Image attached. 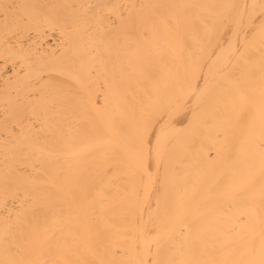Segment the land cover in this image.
<instances>
[{"label": "bare ground", "instance_id": "bare-ground-1", "mask_svg": "<svg viewBox=\"0 0 264 264\" xmlns=\"http://www.w3.org/2000/svg\"><path fill=\"white\" fill-rule=\"evenodd\" d=\"M5 4L17 7L7 27L0 15V264H261L264 0H0V14ZM181 36L194 37L189 46L226 38L221 53L201 48L192 63L186 58L193 100L186 94L203 111L223 101L222 123L236 130L231 164L240 174L207 192L201 180H193L199 188L177 182L185 177L170 171L172 156L164 160L169 178L161 166L166 185L151 193L148 179L151 185L138 191L133 127L144 103H156L184 79L177 71L184 67L160 54ZM199 121L203 135L192 121L189 133L183 129L200 135H190L199 144L189 148L202 161L213 146L202 139L210 138L207 119L205 127ZM165 127L157 128L154 153Z\"/></svg>", "mask_w": 264, "mask_h": 264}, {"label": "rangeland", "instance_id": "rangeland-1", "mask_svg": "<svg viewBox=\"0 0 264 264\" xmlns=\"http://www.w3.org/2000/svg\"><path fill=\"white\" fill-rule=\"evenodd\" d=\"M166 38H168V37H166ZM184 38H186L187 40H189V39H191V38H194V37H184ZM199 39L201 38H203V37H198ZM239 38V37H238ZM169 39V38H168ZM170 39H173L172 37H170ZM174 39H175V42L178 40V43H174V41L173 42H171V44L170 43H167L168 45H167V47H169V49L168 48H164L165 50H162L161 51V49L160 50H158V52L159 51H161V56L162 57H164V54H165V57H169L170 58V60H171V58H175V64L178 62L180 65H181V67H179V68H182V67H184V69L182 68L181 70H183V71H181V70H177L178 71V73H180V77H181V75H183V77H181V78H184V79H178V82L176 81V85H175V87L172 89V91L171 90H169V92H168V94H167V96H165L164 98L162 97V98H159V99H157V101H155L156 103H151V102H149L150 104H148L145 100H140L141 101V103H140V106H141V104H142V101H145L146 103H144V106H145V108H147L146 110L144 109V107H142L141 106V108L142 109H144L143 110V113H141V111L140 112H138L140 115L141 114H143L142 116L143 117H140V115H139V117H140V119H137L136 118V116H135V118L137 119V121H136V123H135V126L136 127H133L134 128V131L133 132H135L133 135H134V137L132 136V138H135L136 140H135V142H134V140H133V142H134V144H137L138 146H140L139 148L140 149H138L137 148V151H136V149L134 148V155L136 156V158L139 160V161H136L137 159L135 158V162H137L138 163V165H137V163H134L135 165H136V167L137 168H139V174H138V172L136 173V175H139V176H137L136 177V179H139L140 178V182H141V186L138 184V186L140 187H138V191L140 190H143L142 188H144V186L146 185H148L149 184V180L148 179H151L150 181H151V183L153 184L152 186H151V188L152 189H150V191L149 192H151V193H154L153 191H156L155 189L157 188V189H159L160 187H161V181H162V178H164L163 176H162V178H161V180H160V176L161 175H163V174H165L164 176H167L168 178H169V176H170V174H166L165 172L166 171H169V169H167L168 167H166V165H167V162L166 161H164V160H166V159H171V161H172V159L174 160V162L176 161V163H174L173 162V164H176L175 166L177 167V166H181V168H176V167H174V168H172V170L170 169V171H173V174L175 173V172H177V170L179 171V169L182 171V172H184L183 173V175L182 176H180L181 175V173H180V175L179 174H177V176H178V178H179V176L180 177H185V179H184V181H182V180H179L178 178H176V174L175 175H173L172 174V176L173 177H175L176 179H178V183L180 182L181 184H183V183H185V184H187V182H188V185H195L194 187H196L197 185V183H199V182H197V180H201L200 181V184H198V185H200V188H203V189H206L207 190V192H208V189L207 188H213V187H221V186H219V185H221L222 184V186H223V184H225L226 182L224 181V179H226V177H228V175H229V177L231 178L232 176H233V178L234 177H236L237 176V174L236 173H238V174H240L239 172H236L235 173V170H234V165H232V164H234V162L233 161H235V160H233L234 158H233V154L234 153H232L233 152V150H232V152H231V150H229V148H230V146L232 145V144H234L233 143V141L232 140H234V133H233V129H232V131H230L231 130V128L229 127V125L226 127L225 126V122L227 121V118H226V115H225V113H223V112H225V110H222V109H224V105H221V102H223V101H216V102H220V104L219 105H216L215 104V107H214V112L211 110L212 109V106L214 105V104H212V106H211V109H209V110H211V111H208V109L206 108L208 105H206V107H205V109H207V111L205 110V111H203L204 110V108H202V109H199L196 105V107L193 105V106H191L193 103H192V101H190V100H193L192 98H191V95L192 94H190V88L187 90L188 92H189V94H188V96H190V100L188 99V96H187V94L186 93H188L187 91H186V87L188 88L189 87V80L187 79L186 81H188V83L185 81V77H186V75H188V76H190V74H189V70H190V72H191V69L189 68V66H186L185 64L187 63V61H188V63H192V61H193V57L196 55H198V52H200V50H201V48H203V49H205V48H207L208 49V51H209V54L210 53H212L211 55H216L217 53H221V51L223 50V49H221V48H219V46H221V47H223V45L225 44L226 45V40H225V42H223L224 44H222L221 42H222V39H223V41H224V39H226V38H221L220 37V44H218V42H216V44L215 43H213V44H211V42H201V44H199V46L198 45H196L197 43H190V46L188 45L189 44V41H187L188 43L187 44H185V42H186V39L184 40L183 39V37L181 36V37H174ZM203 39H205V38H203ZM206 39H208V38H206ZM179 40H181L180 42H179ZM183 40H184V42H183ZM173 43H174V46H173ZM209 43V44H208ZM171 45V47H170V45ZM176 44V45H175ZM184 44V45H183ZM207 44V45H206ZM237 44H239V46H237V48L239 49L240 48V46H241V43H237ZM162 45V44H161ZM165 45V44H164ZM187 45H188V47H187ZM194 45V46H193ZM219 45V46H218ZM149 47V46H148ZM162 47H166V45L165 46H163L162 45ZM172 47H174V49L173 50H175L176 48H178L177 50L178 51H174L175 52V54H174V52L171 50L172 49ZM176 47V48H175ZM180 47V48H179ZM195 49H194V48ZM210 47V48H209ZM216 47V48H215ZM219 49H218V48ZM185 48V49H184ZM163 49V48H162ZM187 49V50H186ZM220 49H221V51H220ZM150 50V51H149ZM195 50H196V52H195ZM206 50V49H205ZM148 51L149 52H151V53H153V55L155 56H157L158 54H157V52L155 53V51L154 50H152L151 49V47H149L148 48ZM153 51V52H152ZM207 51V50H206ZM207 51V52H208ZM178 52V53H177ZM163 53V54H162ZM196 53V54H195ZM216 53V54H215ZM160 54H159V56H160ZM168 54V55H167ZM180 54V55H179ZM174 55L176 56V57H174ZM192 55H193V57H192ZM210 55V56H211ZM157 57L158 59L160 58V57ZM186 56V57H185ZM196 56L194 57V58H196ZM169 58H166V59H169ZM186 58H188V60L186 59ZM178 59V60H177ZM170 60H168L167 62H170ZM181 60V61H180ZM183 60V61H182ZM185 60H186V62H185ZM174 61V59L172 60V62ZM185 62V63H184ZM178 63H177V65H178ZM179 65V66H180ZM183 65V66H182ZM177 67V66H176ZM187 68H188V70H187ZM180 71V72H179ZM184 71H186V72H184ZM188 72V74H186L185 75V73H187ZM204 73V71L202 72V74ZM185 75V76H184ZM179 77V76H178ZM188 78V77H187ZM198 84H200L201 85V82H197ZM183 84H184V86H183ZM197 85V84H196ZM201 87V86H200ZM175 88H176V91H175ZM198 88H199V86H198ZM197 88V89H198ZM184 89V90H183ZM174 90V91H173ZM174 92V93H173ZM220 92V91H219ZM217 93H218V90H217ZM178 94V95H177ZM220 93H218V95H219ZM175 95V96H174ZM187 96V98H186V96ZM219 96H221V94L219 95ZM172 97H174V98H172ZM140 98H144L143 96L142 97H140ZM146 98V97H145ZM149 98L151 99L152 97L151 96H149ZM184 98H186V100L184 99ZM150 99H148V97H147V100H150ZM168 99V100H167ZM169 99H171V100H173V102L172 101H170ZM176 99V100H175ZM185 101H184V100ZM188 99V100H187ZM183 101V102H181V101ZM221 100V99H220ZM159 101V102H158ZM176 101V102H175ZM178 102V103H177ZM181 102V105L179 104ZM215 102V103H216ZM168 103V104H167ZM170 103H172V104H170ZM192 103V104H191ZM152 104V105H151ZM154 104H155V106H154ZM162 104V105H161ZM170 105V106H169ZM188 105H190V106H188ZM211 105V104H210ZM209 105V106H210ZM220 105H221V107L223 106V108L222 109H220L219 107H220ZM159 106H160V108H159ZM169 106V107H168ZM209 106H208V108H209ZM218 106V107H217ZM162 107L163 108H166V110H163L162 109ZM176 107V108H175ZM194 107H195V109H197L198 111L199 110H202V111H200V112H198V111H196L195 109H194ZM169 108V109H168ZM218 108V109H217ZM141 109V110H142ZM162 109V110H161ZM168 109V110H167ZM160 110V111H159ZM220 110H222V112L220 111ZM149 112L151 113V116H149ZM164 112V113H163ZM148 114V116L149 117H151V118H149L148 116V118L149 119H151V121H149L148 120V118H146V116H145V114ZM207 113H208V115H207ZM136 114V113H135ZM146 114V115H147ZM164 114V116H162ZM204 114H206V115H204ZM222 114V115H221ZM160 115V116H159ZM195 115V116H194ZM197 115V116H196ZM200 115V116H199ZM134 116V115H133ZM138 116V115H137ZM169 118H168V117ZM204 118V120L206 121V119H207V124H206V122H205V124H206V127H207V129H206V133L207 134H209V136H210V138H207V135L205 136L204 135V137L202 136V139H203V141H204V138L205 139H208V142H210V144L208 143V142H206V140L204 141V143L206 144L207 143V145L209 144V146H210V148H212V146H213V150L211 151V152H209L210 151V149H209V151H208V157L206 156V157H203L202 159H204L205 158V160H202L201 161V158H199L198 156V158L196 159L195 158V160H194V154H193V152L195 153L196 151H192V150H194V148L193 149H191L192 147H193V145L195 144L196 146L199 144V141H197L198 142V144H197V142L196 143H193L192 142V138H191V136H195L194 134H196L197 135V133H193V135L192 134H187V133H189V128H190V126H188L189 124L187 123V121L190 123V121H192V124H190L192 127H193V129H195V130H201V132H202V129L201 128H198L197 129V127H199L200 126V123L198 124L199 126H197L196 127V125H197V122L199 121V120H201L202 121V123H201V125L203 126L204 125V122H203V118ZM225 118H224V117ZM138 117V118H139ZM182 117H184V118H182ZM199 117V118H198ZM154 118V119H153ZM166 118V119H165ZM182 118V119H181ZM191 118V119H190ZM134 119V118H133ZM165 119V120H164ZM199 119V120H198ZM138 120H139V122H140V124L138 125V126H140V128L136 125L137 124V122H138ZM146 120V121H145ZM190 120V121H189ZM196 120H198V121H196ZM209 120V121H208ZM213 120V122H210V121H212ZM225 120V122L224 123H222L223 121ZM145 121V122H144ZM147 121H149L148 122V124H146V122ZM165 121V122H164ZM182 121V122H181ZM195 121H196V123H195ZM164 122V123H163ZM173 122V123H172ZM194 122V123H193ZM200 122V121H199ZM221 122V123H220ZM150 123H152V124H150ZM159 123V124H158ZM169 123H172L174 126H175V129H176V131L175 130H172L171 128H170V126L171 125H169ZM161 124H163V125H161ZM189 127L188 129H187V127H186V125ZM224 124V125H223ZM227 124V123H226ZM145 125H147V129L145 128ZM148 125H151V126H148ZM167 125V128L165 127ZM176 125H178V127L176 126ZM185 125V126H184ZM160 126H162V128H163V126L166 128H164L163 130H165V131H163L162 132V134H161V138H162V143H161V145L163 144V147L159 144V146H158V150L157 151H155V153L152 151V149H151V144H152V141H153V139H154V136H156V134H157V132L156 131H158V127H160ZM182 126V127H181ZM183 126L184 127H186V129H187V133H186V129H183ZM195 126V127H194ZM142 127V128H141ZM192 127H191V130H193L192 129ZM201 127V126H200ZM204 127H205V125H204ZM204 127H203V129H204ZM161 128V129H162ZM178 128H182L183 130H185V131H182L181 130V132H179L180 131V129H178ZM228 128V129H227ZM230 128V129H229ZM144 129H146V130H144L145 131V133L147 132V134H145L144 133V131L143 130ZM225 129H226V131H225ZM136 130V131H135ZM179 130V131H178ZM194 130V131H195ZM199 130V131H200ZM209 130V131H208ZM214 130V131H213ZM227 130H229V131H227ZM242 130V129H241ZM138 131V132H137ZM140 131V132H139ZM179 132V134L177 133L176 134V132ZM199 131H197V132H199ZM204 132H205V130H203ZM211 131V132H210ZM236 131V130H235ZM234 131V132H235ZM132 132V133H133ZM137 132V133H136ZM156 132V133H155ZM164 132H165V134H164ZM184 132V133H183ZM193 132V131H192ZM213 132V133H212ZM227 132H229L228 133V135L226 134ZM238 132L239 131H237L235 134H237L239 137H240V135L238 134ZM139 133H140V136H139ZM167 133V134H166ZM175 135H174V134ZM191 133V132H190ZM223 133V134H222ZM225 133V134H224ZM240 133H242L241 131H240ZM145 134V135H144ZM180 134H182V135H180ZM202 135L204 134L203 132L201 133ZM143 135H144V137H146L147 138V140H146V138L144 139L143 138ZM163 135V136H162ZM177 135V136H176ZM180 137H179V136ZM187 137H186V136ZM191 135V136H190ZM220 135H221V137H220ZM225 135V136H224ZM227 135V136H226ZM231 135V136H230ZM142 136V137H141ZM200 136V135H199ZM199 136L197 135V139H195L196 137H193V141L194 140H198V138H199ZM149 137V138H148ZM184 137V138H183ZM218 137V138H217ZM230 137V138H229ZM188 138H189V140H188ZM212 139V140H211ZM220 139H221V141H220ZM236 139V138H235ZM149 140H151V142L149 143L148 142V144L146 143V145H145V141H149ZM166 140V141H165ZM210 140V141H209ZM226 140H228V142L226 141ZM165 141V142H164ZM189 141V142H188ZM225 141L227 142L226 143V145H224L225 147H223V145H221L222 143L224 144L225 143ZM187 142H188V144H187ZM232 142V143H231ZM176 145H175V144ZM221 143V144H220ZM144 144V145H143ZM190 144H192L191 146H190ZM203 144V143H202ZM201 144V145H202ZM194 145V147H195V150H196V146ZM207 145H206V149L205 150H208V147H207ZM137 146V147H138ZM146 146H148V148L146 147ZM150 146V147H149ZM160 146L162 147V150H161V148H160ZM203 146H204V144H203ZM142 147H144V149H142ZM189 147H191V148H189ZM224 149L225 148V150H221L222 148ZM146 148V149H145ZM176 148H177V150H176ZM205 148V147H204ZM171 149H173L172 151H171ZM179 149V150H178ZM183 149V150H182ZM229 150V151H228ZM140 151V152H139ZM186 151H187V153H186ZM191 151V152H190ZM172 152V153H171ZM185 152V153H184ZM160 153V154H159ZM189 153H190V155H189ZM214 156V155H216V156H212L211 154ZM215 153V154H214ZM157 154V155H156ZM180 154V155H179ZM185 154H187L185 157L183 156V155H185ZM196 154V153H195ZM221 154H223V155H221ZM146 155V156H145ZM173 156V158H169V157H172ZM179 156V157H178ZM196 156V155H195ZM230 156H232V157H230ZM145 157H146V159H145ZM159 157V158H158ZM210 157V158H209ZM213 157V158H212ZM178 158V159H177ZM182 158H186L185 160H183L182 161ZM188 158V159H187ZM191 158V159H190ZM227 158V159H226ZM145 159V160H144ZM181 159V160H180ZM168 160V161H169ZM221 160V162H220V164L218 165V163H219V161ZM228 160H229V162H228ZM144 163H143V162ZM182 161V162H181ZM192 161H193V163L194 164H192ZM199 161V162H198ZM213 161V162H212ZM141 162H142V164H141ZM165 162H166V164H165ZM197 162V163H196ZM158 163V164H157ZM172 163V162H171ZM213 163V164H212ZM232 163V164H231ZM142 165L141 167H139L140 165ZM144 164H146V166L144 165ZM163 164V165H162ZM186 164V165H185ZM201 164V165H200ZM215 164V165H214ZM145 167H144V166ZM169 165V164H168ZM171 165V164H170ZM161 166H162V170H161ZM188 166V167H187ZM202 166V167H201ZM209 166V167H208ZM229 166V167H228ZM143 167V168H142ZM158 167V168H157ZM160 167V168H159ZM170 167V166H169ZM173 167V166H172ZM192 167V168H191ZM216 167V168H215ZM190 168V169H189ZM232 168V169H231ZM174 169V170H173ZM192 169V170H191ZM238 169H239V166H238ZM149 170H150V172H149ZM214 170V171H213ZM143 171V172H142ZM145 171V172H144ZM161 171H162V173H161ZM180 171V172H181ZM186 171V172H185ZM188 171V172H187ZM194 171V172H193ZM146 172H149V174H147ZM193 172V173H192ZM231 172V173H230ZM141 173V174H140ZM157 173V174H156ZM226 173V174H225ZM230 173V174H229ZM145 174H147L146 176H145ZM225 174V175H224ZM135 175V174H134ZM133 175V176H134ZM207 175V176H206ZM120 176H124V175H120ZM151 178H150V177ZM171 176V178H173ZM125 177V176H124ZM123 177V178H124ZM189 177V178H188ZM195 177V178H194ZM134 178H135V176H134ZM189 180H191V178H192V180L191 181H189ZM174 179V178H173ZM194 179H196V180H194ZM223 179V180H222ZM197 182L196 184H195V182ZM148 182V184L146 183L145 184V182ZM157 181V182H156ZM165 181V180H164ZM176 181H175V183H176ZM187 181V182H186ZM222 181H224V182H222ZM161 182V183H160ZM183 182V183H182ZM151 183L149 184V185H151ZM172 183V182H171ZM174 183V182H173ZM162 184H165L166 185V183L165 182H163ZM184 184V185H185ZM201 184H203V185H205L204 187L203 186H201ZM148 185V186H149ZM176 185V184H175ZM179 185V184H178ZM217 185V186H216ZM162 186H164V185H162ZM182 186V185H181ZM186 186V185H185ZM159 187V188H158ZM184 187V186H183ZM187 187V186H186ZM191 187V186H190ZM193 187V186H192ZM198 188H199V186H197ZM147 188V187H146ZM199 190V191H206V190ZM158 191V190H157ZM156 191V192H157ZM159 191H160V189H159ZM197 191V190H196ZM210 191V190H209Z\"/></svg>", "mask_w": 264, "mask_h": 264}, {"label": "snow or ice", "instance_id": "snow-or-ice-1", "mask_svg": "<svg viewBox=\"0 0 264 264\" xmlns=\"http://www.w3.org/2000/svg\"><path fill=\"white\" fill-rule=\"evenodd\" d=\"M17 7L16 5H12V4H5L3 5L4 8V12L0 15H2L4 21H5V26L7 27L8 25V21L10 19V14H11V10L13 8ZM18 24L19 23H23L27 21V17H12ZM260 35H261V50L262 53H264V20L261 21L260 24ZM149 141H145V143H148ZM261 264H264V260L261 261Z\"/></svg>", "mask_w": 264, "mask_h": 264}]
</instances>
